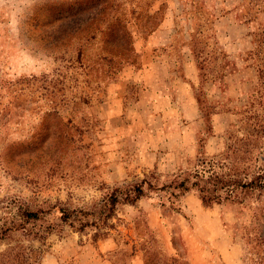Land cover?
I'll return each instance as SVG.
<instances>
[{
	"label": "rangeland",
	"instance_id": "374dc122",
	"mask_svg": "<svg viewBox=\"0 0 264 264\" xmlns=\"http://www.w3.org/2000/svg\"><path fill=\"white\" fill-rule=\"evenodd\" d=\"M74 1L0 0V223L22 219L20 202L43 210L36 226L60 224V207L145 176L168 183L201 156L264 166V0ZM179 78L190 102L155 99ZM173 191L120 205L100 231L18 232L0 264H264V193L207 207Z\"/></svg>",
	"mask_w": 264,
	"mask_h": 264
},
{
	"label": "trees",
	"instance_id": "16d2710c",
	"mask_svg": "<svg viewBox=\"0 0 264 264\" xmlns=\"http://www.w3.org/2000/svg\"><path fill=\"white\" fill-rule=\"evenodd\" d=\"M99 2L100 0H75L72 6H76L75 10L79 11L80 9L97 7ZM113 19L114 22L118 20L117 17H113ZM258 37L264 39V27L256 32L255 38ZM215 44L218 45V43ZM263 69L264 67L258 68V72L264 76ZM194 97L199 110L203 112L206 105L202 103L195 91ZM170 189L175 190V192L170 193L174 197L194 191L207 207L212 204L234 203L241 199L243 194L257 193L261 195L264 193V166L260 165L255 170H245L226 162V160L201 156L192 169L180 171L168 183L159 185L157 180L153 182L148 176L133 182H123L111 189H106L101 198L90 208L68 210L60 207L59 219L63 225L68 223L78 231H86L87 229L100 231L101 228L108 225V221L115 215L120 205H135L149 191H170ZM13 202L18 201L13 200ZM18 205L21 209L22 219L13 218L8 222L0 223V240L20 232V235L44 241L59 225H62L61 223L46 222L44 225L36 226L38 221L44 220V216L41 215L43 210L24 207L20 202ZM96 214L99 215V218H95ZM36 228L38 229L34 230ZM60 229H62L61 226L58 231ZM25 256L27 257V252L22 250V257L25 258Z\"/></svg>",
	"mask_w": 264,
	"mask_h": 264
},
{
	"label": "crops",
	"instance_id": "0c3cea01",
	"mask_svg": "<svg viewBox=\"0 0 264 264\" xmlns=\"http://www.w3.org/2000/svg\"><path fill=\"white\" fill-rule=\"evenodd\" d=\"M224 5H226V4H223L222 6H224ZM214 7H216V6H214ZM218 16H219V19H217V21L215 23L216 24L215 28L217 29V36L220 35V36L224 37L226 35V32L224 31L225 26H223V23H224V20H226L228 17H230V15L228 13H225V14H221V15L219 14ZM160 32H161V30H159L157 36L155 35V37H158ZM160 35H162V34H160ZM242 35L244 37L242 39H239V42L241 41L240 42L241 45L244 46L243 49L247 50L248 49V44L246 43V34H242ZM162 38H163V36L159 37V40L160 39L162 40ZM154 41H156V42H152L151 41L150 45L152 47H154V45H158V44H162V43H166L167 42L166 40H162L160 42H157L158 40H156V39H154ZM164 41H166V42H164ZM225 44H226V46H225L226 48L225 49H227L229 51V53H230L229 46H231V44L228 42L227 39H225ZM246 44H247V46H246ZM222 45H224V44H222ZM235 50L237 51V48ZM182 53L185 56V61L187 62V64L188 65L191 64V62H193L192 61L193 59H192L191 52H189V49L187 47H184ZM151 67H152V64L149 65L148 69H146V67H145L144 70H141V71H143L144 76L145 77L149 76L150 79H152ZM186 75H187V77H192L193 76L192 73L191 74L187 73ZM194 75L196 76V74H194ZM158 83L159 82H156L157 85H158ZM171 84L174 86V89H172L173 91H171L170 93H168V91H163V92L158 91V92L155 93L156 94L155 99L161 100V101H173V104H175V105L184 104L183 103L184 101H187L186 103L190 102V99L188 97V90L186 88L187 85H188L187 82H184L182 79L179 78V80L171 81ZM175 87H179L177 92H175L176 91ZM169 95H171V96H169Z\"/></svg>",
	"mask_w": 264,
	"mask_h": 264
}]
</instances>
